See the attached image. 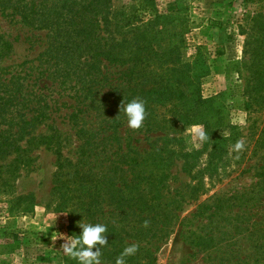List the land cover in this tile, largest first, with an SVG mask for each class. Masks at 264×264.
Instances as JSON below:
<instances>
[{
  "label": "trees",
  "instance_id": "obj_1",
  "mask_svg": "<svg viewBox=\"0 0 264 264\" xmlns=\"http://www.w3.org/2000/svg\"><path fill=\"white\" fill-rule=\"evenodd\" d=\"M22 3L17 2L9 15L17 14L23 24L36 19L38 28H46L47 34L35 64L24 61L0 66V196L7 201L8 210L16 213L31 208L32 196L13 194L12 187L20 170L32 161L31 152L39 146L50 147L55 154L51 190L57 210L66 214L67 232L79 235L78 223L104 224L108 244L101 248L102 264H115L116 257L133 243L139 249L126 258L127 264H155L157 242L166 238L173 225L170 219L177 215L168 219V213L162 212L159 218L156 208L165 205L149 193L161 180L153 170L158 162L153 141L139 151L130 144L137 141L130 136L133 130L125 127L122 147L119 144L117 128L127 124L119 112L120 104L137 97L146 102L144 126L137 130L143 138L155 132L178 133L181 124L200 121L210 139L203 142L210 146L207 166L224 163L225 132L231 145L243 139L245 149L251 147L246 159L258 160L239 172L253 170L251 188L264 198V4L243 14L247 31L241 58L235 62L239 64L236 71L242 80V109L247 122L242 136V129L226 120L225 98L229 93L200 94V79L206 71L200 46H194L188 62L180 59L184 35L190 28L182 0H174L173 12L168 14L149 7L146 18L134 4L122 3L113 11L112 0H56L45 6V11L36 10L32 0L29 5ZM4 7L1 4V12ZM11 47L0 33V59ZM222 53V46L215 45L214 54ZM110 68L114 70L111 73ZM60 96L71 100L66 118L80 141L74 145L68 134L46 122L52 103ZM93 118H98L97 127L88 125ZM105 129L106 138H96V131ZM110 137L120 152L107 154L98 149L99 143ZM244 153L235 164L243 161ZM196 184L188 190V199L195 197ZM223 196L216 193L213 206L198 204L189 218L180 220L190 224L203 215L202 208L213 210L210 215H214V210L231 199ZM145 219L150 221L147 228L143 227ZM240 229L256 234L253 249L243 252L239 247L223 260L264 264V213L260 220ZM11 236L16 240L15 234ZM181 237L205 252L208 260L215 258L207 251L216 248L211 232L191 230L189 225ZM65 260L78 263L67 256Z\"/></svg>",
  "mask_w": 264,
  "mask_h": 264
},
{
  "label": "rangeland",
  "instance_id": "obj_2",
  "mask_svg": "<svg viewBox=\"0 0 264 264\" xmlns=\"http://www.w3.org/2000/svg\"><path fill=\"white\" fill-rule=\"evenodd\" d=\"M140 1L142 4H139ZM17 2H20V5L22 2L29 5L31 0H0V33L12 45L0 59V66L24 61L35 64L38 54L45 48L46 28H38L36 19L32 23L23 24L17 14L9 15ZM33 2L36 10L45 11V6L54 4L56 0H32ZM122 3L134 4L141 10L143 18L148 16L146 9L149 7L165 14L173 12L175 7L174 0H112L113 11ZM182 3L186 6L184 13L190 28L184 35L180 59L182 63L188 62L194 55V46H200V54L206 65L205 74L200 79V94L207 97L219 91L229 93L225 98L226 120L242 129L243 136L246 133L247 122L242 109L244 100L240 91L242 80L236 71L239 64L235 62L241 58L242 44L247 31L243 14L263 6L264 0H182ZM1 4L5 6L4 12H1ZM217 44L222 46L223 51L219 56L214 54ZM113 71L112 68L108 70L109 73ZM33 73L34 76L38 75L35 70ZM39 82L42 84V81ZM70 102L71 100L65 96L58 97L51 105L50 116L46 122H53L68 134L74 145L80 141L73 134L74 129L66 118L71 110V106H68ZM97 119L89 120L88 125L97 127L95 124ZM197 124L202 125L196 120L181 124L182 129L178 133L155 132L149 133L145 138L137 130L130 132L132 138H137L136 142L130 141L137 150L147 149L150 141H153L152 146L156 149L158 162L153 170L161 180L157 187H151L149 193L155 197L156 202L165 205L156 208L158 217H163L162 212L168 213V219L170 215H177L176 218L170 219L173 225L170 226L166 238L157 242L155 264H231V261L223 260L231 254L230 252L235 253L239 247L243 252L253 249L256 234L243 232L240 228L260 220L264 213L263 195L251 188V183L255 181L252 176L253 170L239 172L258 160L257 157L252 160L246 159L250 145L243 151L245 152L243 161L239 165L235 164L236 154L230 155L231 143L228 133L225 132L227 141L224 163L215 168L207 166L209 144L194 140L190 134L191 127ZM125 127L128 128L127 124L117 128L121 147L122 138L126 133ZM107 132L106 129L96 131V138H104ZM101 143L98 149L107 154L113 151L120 152L111 137ZM65 155L72 156L71 153ZM31 156L32 161L26 168L20 170L12 187L13 194L32 196L31 208L25 212L14 213L8 210L7 201L0 196V264H68L65 256L60 253L59 246L63 241L52 240L57 233L71 236L66 228V214L57 210L55 194L51 190L55 154L52 148L39 146L31 152ZM128 178L129 175L126 179ZM195 184L197 186L195 197L188 199L187 192ZM216 193H224V198L231 199L223 204L217 202V205L222 206L214 210V215H210L213 210L202 208L203 215L191 220L190 224L180 220L183 216L189 218L198 204L206 203L207 206H213L212 197ZM182 195L183 198L180 199ZM205 223L207 225L200 228V225ZM189 225L191 230L199 228L203 233L211 232L215 235L216 248L207 250L211 257L215 255L213 260L205 258L203 256L205 252L197 251L196 247L182 239L181 235L185 234ZM238 226L241 233H238ZM11 234H15L16 240H13Z\"/></svg>",
  "mask_w": 264,
  "mask_h": 264
},
{
  "label": "clouds",
  "instance_id": "obj_3",
  "mask_svg": "<svg viewBox=\"0 0 264 264\" xmlns=\"http://www.w3.org/2000/svg\"><path fill=\"white\" fill-rule=\"evenodd\" d=\"M145 100L137 97L131 101L125 103L121 102L119 112H122L126 117L127 127L132 130H139L144 126V122L147 116L145 108ZM190 134L194 140L200 143L206 142L209 139L208 132L203 125H193L190 129ZM245 149V141L238 139L231 145L230 155L235 153V159L239 158V154ZM150 225V221L145 219L143 221V227L147 228ZM81 229L79 235H66L64 233H57L52 239L62 240L60 244V253L63 256H67L70 259L78 261V264H102L101 261V248L108 244L107 237L105 235L108 232L106 225L97 223H78ZM95 249V250H93ZM139 249L138 244H130L126 246L119 256L115 259V264H127L126 258L133 256Z\"/></svg>",
  "mask_w": 264,
  "mask_h": 264
}]
</instances>
